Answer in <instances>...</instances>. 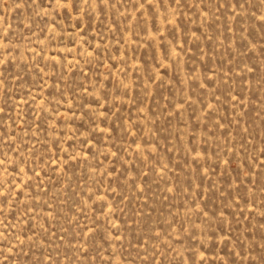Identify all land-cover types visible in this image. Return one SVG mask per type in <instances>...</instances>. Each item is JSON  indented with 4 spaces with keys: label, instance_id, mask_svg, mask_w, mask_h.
<instances>
[{
    "label": "rangeland",
    "instance_id": "obj_1",
    "mask_svg": "<svg viewBox=\"0 0 264 264\" xmlns=\"http://www.w3.org/2000/svg\"><path fill=\"white\" fill-rule=\"evenodd\" d=\"M0 264H264V0H0Z\"/></svg>",
    "mask_w": 264,
    "mask_h": 264
}]
</instances>
